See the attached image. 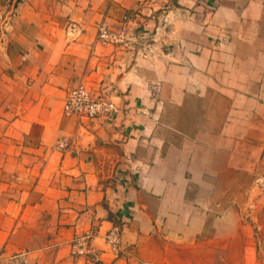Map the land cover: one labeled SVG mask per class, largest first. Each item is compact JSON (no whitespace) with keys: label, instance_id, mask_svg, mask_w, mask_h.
<instances>
[{"label":"crops","instance_id":"obj_1","mask_svg":"<svg viewBox=\"0 0 264 264\" xmlns=\"http://www.w3.org/2000/svg\"><path fill=\"white\" fill-rule=\"evenodd\" d=\"M79 85L115 112L65 115ZM261 208L264 0H0V264H263Z\"/></svg>","mask_w":264,"mask_h":264},{"label":"built area","instance_id":"obj_2","mask_svg":"<svg viewBox=\"0 0 264 264\" xmlns=\"http://www.w3.org/2000/svg\"><path fill=\"white\" fill-rule=\"evenodd\" d=\"M70 32H75V27H69ZM96 40L103 45H113L118 47H128L134 41L123 27L112 29L100 23L96 26ZM115 112L113 103L105 96H93L85 87L79 85L69 90L63 103V113L67 116H81L90 120L106 119ZM68 146L66 138H59L55 148L63 150ZM120 230L110 229L105 235V242L110 251L117 257L120 253ZM71 254L73 257H84L94 262L99 261V255L93 249L90 236H82L73 240L71 244Z\"/></svg>","mask_w":264,"mask_h":264},{"label":"rangeland","instance_id":"obj_3","mask_svg":"<svg viewBox=\"0 0 264 264\" xmlns=\"http://www.w3.org/2000/svg\"><path fill=\"white\" fill-rule=\"evenodd\" d=\"M238 182V181H237ZM254 184V178L253 176H247L246 178H242L241 179V183L238 185H235L234 188H237L238 192L240 191L241 192V196L239 197V194L238 195V200L241 198L240 202L239 203H244L245 202V195H244V192L243 190L245 189V187L248 188V190L250 191V189L252 188ZM239 186H240V189H239ZM254 216H257L258 219H259V226L257 227H253V226H247L248 228V231L250 233L251 229H253L254 232H257V234H260L259 237H263L264 238V208H261L259 210H256V212L253 214ZM237 227V230L239 228V225L236 226ZM239 245L237 244L236 245V248H238ZM258 247V246H257ZM259 247L261 248V252L259 249H257V259L261 260V261H264V243H261L259 245ZM233 250H235V246H233ZM259 251V252H258ZM263 253V254H262ZM233 256H235V252L233 251ZM237 259H239V256L237 255ZM235 260V258L233 257V261ZM264 264V263H263Z\"/></svg>","mask_w":264,"mask_h":264}]
</instances>
